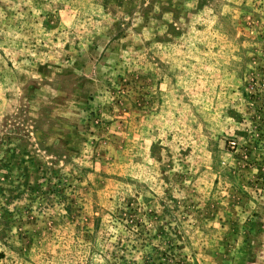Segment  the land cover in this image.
Returning <instances> with one entry per match:
<instances>
[{"label":"rangeland","instance_id":"374dc122","mask_svg":"<svg viewBox=\"0 0 264 264\" xmlns=\"http://www.w3.org/2000/svg\"><path fill=\"white\" fill-rule=\"evenodd\" d=\"M0 264H264V0H0Z\"/></svg>","mask_w":264,"mask_h":264}]
</instances>
